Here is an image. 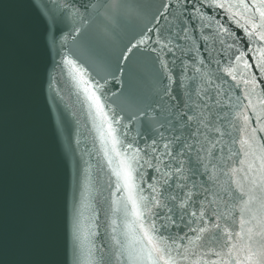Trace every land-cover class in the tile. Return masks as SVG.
<instances>
[{"label":"water","instance_id":"water-1","mask_svg":"<svg viewBox=\"0 0 264 264\" xmlns=\"http://www.w3.org/2000/svg\"><path fill=\"white\" fill-rule=\"evenodd\" d=\"M244 3L248 10L240 0H190L183 33L177 28L178 0H0V264H151L156 256L144 237L150 228L154 238H168L176 264L221 259L247 264L249 249L257 252L264 244L256 235L264 223L259 191L264 185V80L255 67L246 75L236 72L235 79L224 71L235 70L240 52L252 64L250 57L259 60L264 49L258 38L264 31L261 19L251 7L255 0ZM162 4L169 5L167 11ZM161 12L166 19H156ZM158 28L189 38L175 40L172 54L151 45L159 60L143 47L125 60L121 53L131 43L148 29L154 39ZM253 76L254 91L245 83ZM89 89L100 97L103 114L89 99ZM196 92L220 118L225 135L217 139L218 134L202 129L204 135L188 138L193 150L176 159L161 156L164 141L158 140L152 152V133L140 113L151 117L161 106L175 111L189 96L198 101ZM134 113L137 120L132 121ZM109 124L120 143L108 135ZM178 131L166 129V138ZM205 136L217 140L211 157L201 151V145L210 147ZM132 156L139 157L133 177L143 189L140 195H156L153 186L168 188L160 196L163 206L152 212L139 202L140 220L115 175L120 161ZM181 160L188 179L173 176L170 187L164 185V173ZM239 189H251L257 199L245 207L247 195L228 196L239 197ZM189 190L192 201L181 210L175 205L186 200ZM173 195L175 201L167 199ZM201 210L205 216L197 221L191 213L199 216ZM241 218L250 220L245 231L252 229L251 240L241 231ZM213 223L241 235L223 247L207 245L209 234L198 230L207 225L215 233Z\"/></svg>","mask_w":264,"mask_h":264},{"label":"snow or ice","instance_id":"snow-or-ice-1","mask_svg":"<svg viewBox=\"0 0 264 264\" xmlns=\"http://www.w3.org/2000/svg\"><path fill=\"white\" fill-rule=\"evenodd\" d=\"M190 3V0H184V3H180V0H178V14H177V28L180 32L187 33V28L183 26V14L185 11H187L186 5ZM240 4L242 7L245 8V10H248V5L244 3V0H240ZM216 7L223 8V3H217L215 5ZM161 7L167 11L169 5L162 4ZM252 8L255 9V11L259 14V17L261 19V28L264 29V0H255V3L252 4ZM198 11V10H197ZM161 17H165V13L161 12L159 17H156V19H159ZM152 29H148L147 33H143L140 35V37L137 39L135 43H131L129 47L126 49V53H121L122 56H124L125 60H127L134 50L140 49L143 47L145 50L153 52L156 54L157 59L159 60L160 53L156 51V48L152 47L151 45H157L159 46L160 52L167 51V53L172 54L173 48L170 47V45L173 44L175 40L178 39H188L189 37L184 35L180 36L177 35L175 31L172 29H165V28H158L155 30V38L148 33H152ZM255 34V33H253ZM261 41H264V31H261L258 37ZM206 39V38H205ZM221 43L223 44L224 41L221 40ZM230 48L231 45H228ZM251 51V49H249ZM211 53H209V56ZM245 53L240 52L239 55L235 57V60L237 62V66L234 70L233 67H227L224 69L225 73L227 75H230L233 77V79L236 78V72H239L241 75H246L253 67H255L260 74V79L264 80V49L260 51V59L257 60L255 56L250 57V59L253 61L252 64H249L248 61L244 60ZM243 61V69L239 68V62ZM161 63L162 68H166V64L163 60L159 61ZM204 60H199L198 63L203 64ZM217 64H219V60L215 61ZM199 71V69H197ZM245 83H250L252 85V90L254 91L257 87L255 76H253L251 79H246ZM90 91L89 99H91L94 103L98 111L103 114L104 111V105L100 102V97H98L95 92ZM198 97V101H193L191 99V96H189V100L185 101L183 104V107L180 108L179 106L176 107L175 111H173L172 108H163L161 106L160 113L154 114L153 116H148L146 112H141V117L144 118V120L148 121V129L152 133V152H156L157 149L154 147V145L157 143V141H164L163 142V152L161 153V156L167 155L173 159H176V157H182L185 154V151L191 152L193 150V144L188 143V138H197L200 135H204L205 133L202 131V129L207 130L209 133H215L218 134L217 139L219 137H223L225 133L222 131L221 127L218 124L219 117L216 116L215 113H213L212 108L208 102L205 101L204 96H202L199 92L195 93ZM165 96L168 95V90H165L164 93ZM248 95L245 96V99H248ZM164 97H161V100H163ZM174 100L175 97H172ZM209 101H212V97H208ZM190 101V102H189ZM217 105H219L218 101H214ZM261 104H264V99L260 100ZM248 106H252L249 104ZM207 110V111H205ZM164 112H167V115H163ZM162 116V118H160ZM105 120H107L106 114H104ZM132 121L137 120V116L134 113L132 117L130 118ZM248 117L244 116L245 122L247 121ZM257 119H260L258 116ZM116 124L121 123V119H117L114 121ZM196 124V128L193 130L192 125ZM125 128H127V125H124ZM166 129H173V130H179L178 134L173 136L172 139H167L165 135ZM264 131V129H261ZM115 132V129L112 127L111 124L108 125V135L113 137V143H120V141L116 140L113 136V133ZM187 133V135H185ZM140 133H138L139 135ZM230 135V133H228ZM205 139L207 143L210 145V147L206 148L204 145H201V151H206L207 155L209 157L213 156V151L216 147V139H209L207 136H205ZM197 143H199V140H196ZM241 145L247 143V141H241ZM129 148L132 147L131 144L128 145ZM262 152H264V147L261 149ZM133 162L138 164L139 163V157L138 156H132L130 159H124L120 161V169L119 171L115 172V175L118 179H121L123 181V188L128 193L127 200L132 205V214L136 216L137 220H140V218L144 215L143 212L140 211V201L145 202L144 208L147 212H152V209L154 207H161L163 206V202L160 200V196L164 195V192L168 190V188H164V191L158 190L155 186L152 187V191L156 193V195H153L151 197H145L143 195H140V193L143 192V189L139 187L134 182L133 172H136L137 169L133 167ZM148 163L149 167H152V163L150 161H145ZM163 163V161H161ZM197 162L203 164V157L200 155L199 152H197ZM243 163V161H241ZM177 167H170L169 165H165V167H170V171L164 173L165 176L168 177V179L164 180V185L170 187L169 181L173 178V176L176 177L177 180H186L188 179L187 176L183 175L184 171V164L183 161H178ZM206 170H208V165H203ZM261 168L264 169V164L261 165ZM159 167L156 168V171L159 172ZM233 171H236V169H233ZM211 179V177H209ZM178 187H186V185L178 184ZM193 188H196V185L193 184ZM210 191V189L205 188V192ZM239 197L235 196L232 192L228 193V196L232 199H238L242 198L243 196L247 195L248 200L244 201L245 207L247 205L254 202L257 197L252 194V190L250 189L249 192L245 193L242 189H239ZM259 191L264 194V185H261L259 187ZM193 193L191 190L187 193L186 200L180 201L176 207H178L181 210H186L188 202L192 201ZM167 199L175 201L177 199L176 196H168ZM208 203H212L209 201ZM261 207L264 208V201L261 202ZM171 210V209H170ZM245 209H241V212L243 213ZM191 215L195 218H197V221L203 220L205 216V211L201 210L199 213V216H197L196 212H192ZM169 221L172 220V217H167ZM220 217H217V220H219ZM225 219H227L225 217ZM255 219V217H253ZM209 223H212L209 221ZM250 223V220L241 218L239 220V225L241 228V231L245 233L247 238L249 240L252 239V229L247 228L245 231V226ZM141 229L143 230V225L141 224ZM212 227L216 229V232L213 233L208 228L207 225L201 227L198 232L199 233H207L209 234L207 237H205V243L207 245L215 244L217 246L223 247L226 245L230 240L234 238L240 237V232H231L228 230V228L220 229V225L218 223H213ZM260 230L256 233V235L261 236L262 239H264V223L260 224ZM153 228H150L148 231H144V237L147 239L148 244L151 246L150 253H154L156 256V259L151 261V264H158L159 261H162L163 264H176L175 260L171 257L170 253L172 249L167 244V239L163 236H159L158 238H154L150 232L153 231ZM158 231V230H156ZM192 231H197L196 229H192ZM197 240L201 239L200 235H197ZM173 243L175 241L173 240ZM216 256H220V252L213 253ZM167 257V258H165ZM247 264H264V244L260 245V249L257 252H253L251 249H249V254L246 257ZM205 264H227V262L223 261L222 259L219 261H205ZM236 264H242L240 260H236Z\"/></svg>","mask_w":264,"mask_h":264}]
</instances>
